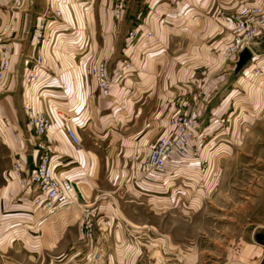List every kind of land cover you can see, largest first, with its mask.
<instances>
[{"label": "crops", "instance_id": "obj_1", "mask_svg": "<svg viewBox=\"0 0 264 264\" xmlns=\"http://www.w3.org/2000/svg\"><path fill=\"white\" fill-rule=\"evenodd\" d=\"M111 2L0 0V45L10 53L0 79V264H262L264 245L257 236L263 232L236 242L225 261L208 263L195 242L176 241L160 219L199 209L206 198L198 187L200 165L210 167L208 186L226 164L215 138L233 134L235 149L251 127L243 110L264 111V72L245 76L259 60L235 72L226 56L232 14L242 5L264 8V0H127L117 24ZM56 9L57 26L38 48V17H52ZM10 20L13 30L3 32ZM135 28L152 36L131 42ZM252 49L264 55V30ZM38 53L40 81L28 91L25 72ZM89 56L111 72L125 61L130 67L102 94L84 71ZM26 97L51 120L41 138L26 125ZM193 104L199 121L190 145L198 147L199 158L169 164L161 176L145 175L150 144L170 134L168 119L175 112H190ZM57 108L72 117L79 146L66 135ZM40 142L52 151L59 177L78 188V204L51 216L33 208L34 191L10 171L24 156V170L31 173ZM84 206L96 228L90 241L78 232Z\"/></svg>", "mask_w": 264, "mask_h": 264}, {"label": "built area", "instance_id": "obj_2", "mask_svg": "<svg viewBox=\"0 0 264 264\" xmlns=\"http://www.w3.org/2000/svg\"><path fill=\"white\" fill-rule=\"evenodd\" d=\"M126 4L127 0H112L111 9L116 22L122 16ZM60 16V9H56L52 17L46 14L38 17L33 30L34 45L36 47L41 48V46H43L49 33L57 26ZM231 18L234 22V30L232 41L226 50V56L236 62L239 52L244 47L251 49L253 54L251 60H259V64L251 72L245 73V76L263 75L264 55L258 54L252 47L256 37L264 30V8L253 5H242L232 14ZM11 30H13V24L10 20L3 26V32H9ZM151 36V31H141L138 28L133 29L129 33L131 42H136ZM9 64V50L7 47L0 45V79L8 72ZM42 64L43 57L38 53L33 60V64L28 65L25 72L24 80L26 83V90L31 91L33 86L40 81V74L43 69ZM129 67L130 62L125 61L115 72H111L104 61L96 59L90 60L89 56L85 63L84 71L94 79L100 92L102 94H107L111 83L114 80L121 79ZM23 108L26 115L27 127L33 130L34 134L39 138L45 136L47 130L51 126L50 118L45 113L35 110L28 97L24 100ZM55 110L71 143L75 146H79L80 140L77 136L75 123L72 121V117L58 108ZM197 114L198 110H196V105L193 104L190 112L179 110L168 119L170 134L154 140L150 144L147 156L142 162V170L145 175L157 174L161 176L166 171L169 164L183 162L188 158H199L200 153L198 147L190 145V141L196 138V128L199 121ZM221 121L223 122L224 118H222ZM4 123L9 125L7 120H4ZM35 150L36 162L31 173L26 174L24 170V156L16 158L10 169V171L18 177L23 186L31 187L34 191L31 200L33 208L41 209L45 211L48 216H51L52 214L59 213L78 204V188L72 179L59 177L55 171L52 151L47 148L44 142H40ZM206 165L207 162L205 161L200 165V173H202ZM91 217L90 211L86 210V206H84L80 215L81 220L78 225V232L81 238L86 241L92 240L96 234V228ZM19 227L25 228L24 224H20ZM100 228L103 229L104 232L107 231V220L101 222ZM98 256H100L99 253Z\"/></svg>", "mask_w": 264, "mask_h": 264}, {"label": "rangeland", "instance_id": "obj_3", "mask_svg": "<svg viewBox=\"0 0 264 264\" xmlns=\"http://www.w3.org/2000/svg\"><path fill=\"white\" fill-rule=\"evenodd\" d=\"M253 110H243L251 127L235 149L233 134L221 133L215 138L217 156L226 164L212 173L214 182L208 186L209 165L199 172L198 187L206 197L199 209L160 219L161 229L175 234L178 242H195L208 263L225 261L236 242L254 239L255 232L264 233V111Z\"/></svg>", "mask_w": 264, "mask_h": 264}, {"label": "water", "instance_id": "obj_4", "mask_svg": "<svg viewBox=\"0 0 264 264\" xmlns=\"http://www.w3.org/2000/svg\"><path fill=\"white\" fill-rule=\"evenodd\" d=\"M252 51L251 49L244 47L238 54L237 60L235 62L234 71L239 72L243 70L251 61L252 58ZM258 240L264 245V235L257 236ZM264 264V260L262 262Z\"/></svg>", "mask_w": 264, "mask_h": 264}]
</instances>
